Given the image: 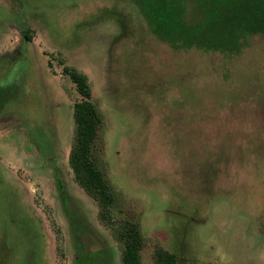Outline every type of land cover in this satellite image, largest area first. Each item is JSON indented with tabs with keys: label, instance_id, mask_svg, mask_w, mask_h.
Returning a JSON list of instances; mask_svg holds the SVG:
<instances>
[{
	"label": "rangeland",
	"instance_id": "374dc122",
	"mask_svg": "<svg viewBox=\"0 0 264 264\" xmlns=\"http://www.w3.org/2000/svg\"><path fill=\"white\" fill-rule=\"evenodd\" d=\"M126 0H0V264H264V37L174 51ZM27 36V40L24 38ZM86 76L108 218L67 163Z\"/></svg>",
	"mask_w": 264,
	"mask_h": 264
},
{
	"label": "trees",
	"instance_id": "16d2710c",
	"mask_svg": "<svg viewBox=\"0 0 264 264\" xmlns=\"http://www.w3.org/2000/svg\"><path fill=\"white\" fill-rule=\"evenodd\" d=\"M126 1L146 31L174 51L221 53L230 58L253 35L264 37V0ZM62 70L82 97L72 107L74 130L67 163L75 182L97 203L99 218L107 219L112 193L93 154L101 115L89 101L86 76L70 66L65 65ZM122 237L121 264H140L141 238L137 227L126 224ZM154 254L158 261L173 264L172 256L166 252L156 249Z\"/></svg>",
	"mask_w": 264,
	"mask_h": 264
}]
</instances>
